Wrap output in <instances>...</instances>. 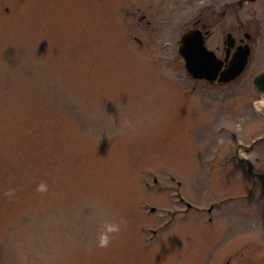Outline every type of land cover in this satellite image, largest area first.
Listing matches in <instances>:
<instances>
[{"label": "rangeland", "instance_id": "1", "mask_svg": "<svg viewBox=\"0 0 264 264\" xmlns=\"http://www.w3.org/2000/svg\"><path fill=\"white\" fill-rule=\"evenodd\" d=\"M195 20L252 36L236 82L186 76ZM259 73L264 0H0V264H264Z\"/></svg>", "mask_w": 264, "mask_h": 264}, {"label": "water", "instance_id": "2", "mask_svg": "<svg viewBox=\"0 0 264 264\" xmlns=\"http://www.w3.org/2000/svg\"><path fill=\"white\" fill-rule=\"evenodd\" d=\"M249 39L248 36H246ZM231 36H227L226 43L229 48L233 46ZM202 38L194 32L188 33L181 40L180 54L185 61V69L190 77L196 80L213 82L219 75V83L228 84L238 78L245 70L250 51L248 46L239 48L233 56L226 70L221 72L223 63L216 60L212 53L204 48ZM221 72L222 74H219ZM256 88L264 93V74L255 78L253 83Z\"/></svg>", "mask_w": 264, "mask_h": 264}, {"label": "flooded vegetation", "instance_id": "3", "mask_svg": "<svg viewBox=\"0 0 264 264\" xmlns=\"http://www.w3.org/2000/svg\"><path fill=\"white\" fill-rule=\"evenodd\" d=\"M130 7H133V8H134L133 4L130 5ZM191 30L200 32V34H201L202 37H203L204 44L206 45L205 47H206L208 50H210V49L208 48V44H209L210 37L212 36V30H211V28H207V27L204 25V21H203V20H195V22L193 23L192 27H191L190 29H187V30L185 29V31L182 32L181 36H182L184 33L188 32V31H191ZM181 36H179V39H180ZM179 39L176 40L175 43L178 44ZM236 40H237V39H236ZM239 41H240V40H237V41H236V43H235V47L240 46V44H239L240 42H239ZM166 47H168V45H167L165 42H164V44L162 43V49L165 50ZM164 48H165V49H164ZM250 48H251V52H252V47L250 46ZM214 52H215V51H214ZM216 53H217L218 55L223 53V58L230 57V56L232 55V53H231L230 55H226V54L224 53V51H223V52L219 51V47H217V50H216L215 54H216ZM174 56H175V55H174ZM174 56H173V57H174ZM217 86H218V85H217Z\"/></svg>", "mask_w": 264, "mask_h": 264}, {"label": "clouds", "instance_id": "4", "mask_svg": "<svg viewBox=\"0 0 264 264\" xmlns=\"http://www.w3.org/2000/svg\"><path fill=\"white\" fill-rule=\"evenodd\" d=\"M43 188V186H41ZM105 231L100 236V246L106 247L109 244V235L110 233H116L120 231V225L115 223H108L104 225Z\"/></svg>", "mask_w": 264, "mask_h": 264}, {"label": "bare ground", "instance_id": "5", "mask_svg": "<svg viewBox=\"0 0 264 264\" xmlns=\"http://www.w3.org/2000/svg\"><path fill=\"white\" fill-rule=\"evenodd\" d=\"M172 228V227H171Z\"/></svg>", "mask_w": 264, "mask_h": 264}]
</instances>
